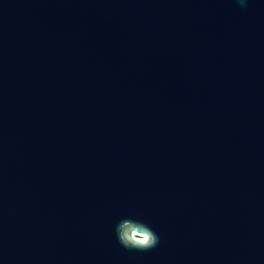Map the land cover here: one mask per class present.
Here are the masks:
<instances>
[{"label": "water", "instance_id": "95a60500", "mask_svg": "<svg viewBox=\"0 0 264 264\" xmlns=\"http://www.w3.org/2000/svg\"><path fill=\"white\" fill-rule=\"evenodd\" d=\"M0 264H264V0H0Z\"/></svg>", "mask_w": 264, "mask_h": 264}, {"label": "clouds", "instance_id": "9594fccd", "mask_svg": "<svg viewBox=\"0 0 264 264\" xmlns=\"http://www.w3.org/2000/svg\"><path fill=\"white\" fill-rule=\"evenodd\" d=\"M245 6L246 0H238ZM120 244L128 249L146 251L153 249L160 243L158 234L147 224L133 219L125 218L119 221L115 228Z\"/></svg>", "mask_w": 264, "mask_h": 264}]
</instances>
